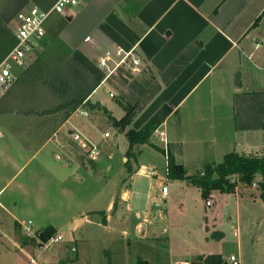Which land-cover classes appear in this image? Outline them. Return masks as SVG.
<instances>
[{
	"label": "crops",
	"instance_id": "obj_1",
	"mask_svg": "<svg viewBox=\"0 0 264 264\" xmlns=\"http://www.w3.org/2000/svg\"><path fill=\"white\" fill-rule=\"evenodd\" d=\"M32 2L40 3L41 0H14L13 4L18 5L19 13L27 7L30 8L28 4ZM57 2L58 0H46V6L44 4L41 7L50 10ZM31 7L41 8L37 5ZM66 13V16H59L67 19L68 26L58 34V43H52L54 37L50 31L54 20L50 18L44 48L29 55L27 65L21 68L23 72L20 76L14 72L15 83L22 81L26 86L25 91L13 94V85L8 91L11 93L8 102L10 105H25L24 102L30 98L32 79H45V86L55 92L54 89H58L57 82L63 83L67 74L81 72L99 73L102 81L85 94L84 97L87 98L82 105L97 100L95 97L102 85L105 86V94H114L115 90L117 91L114 88V78L117 75L104 82L105 74L98 61L107 53L114 56L122 49L133 52L141 59V71L132 73L133 75L147 76L148 73L155 77L152 82L157 83L158 89L143 104V109H138L137 116L126 127L125 132L117 131L109 123L118 133L116 141L108 147L115 150L121 137L127 138L126 133L129 130L138 132L151 119L159 120L156 133L154 132L155 137L151 136L150 143L134 147V150L138 148L141 152L131 158L134 160V167L123 163L129 162L127 156L122 158L124 170L119 180L114 181L109 175L113 169V165L109 164L113 160L112 155L109 159L106 156L100 159L98 156L99 158L93 160L87 150L71 137L73 133H79L83 140H89L96 146L108 142V139L98 136L97 132H90L91 130L86 128L88 126L83 127L84 120L80 128L77 127L80 122L73 121L80 116L79 118H85L89 125L97 129L95 124L99 112L86 108H78V117L67 114L69 117L66 118L64 115L69 120L54 132L53 144L56 147L48 157L56 160L57 170L52 173L48 162L43 164L46 166L43 168L44 174H54L60 183L69 185L77 183L75 175L79 169H87L88 158L96 175L102 170L106 172L103 178L96 177L92 182L87 181L82 185L80 183L79 196L67 194L73 200L77 198L78 201L72 205H77L82 210L78 213H68V210H65V213H55L61 221L69 224L70 241L64 252H58L59 257L52 255V258L47 259L51 261L46 264H88L89 260H95L97 264H120L124 261V254L129 257V250H125L126 242L129 248L133 238L137 242L157 240L147 237L143 222H138L137 219L142 218V213L134 209L133 190L130 188V181L137 176L159 177L157 165L144 164L140 160L144 154L150 152L161 154L165 158L164 145L157 135L165 134L169 157H174L176 163L182 165L189 175L202 173L207 164L222 163L225 156L231 153L248 157L264 156V0H79V5L69 8ZM56 43L62 47L53 49ZM55 50L58 55L56 62L51 66L50 55H53ZM129 89L134 91L130 83ZM98 101L116 120L126 115V111L115 99L101 96ZM27 104L29 108L31 103L26 101ZM63 111H66L65 107H57L47 117L49 120L58 119ZM21 118L20 123H16L17 119H14L15 122L10 119V128L13 134L19 135L27 142L30 139L28 136L34 131L33 116L25 113ZM61 136L67 137L74 147L61 143ZM36 148L9 147V151L23 157L35 153L33 158L43 147L38 150ZM98 148L100 150V147ZM105 152L107 153L108 149ZM67 153L79 155H76V158L68 157ZM7 160L13 161L11 157ZM164 163L165 171L166 159ZM153 171L156 173L154 176ZM70 189L73 187L70 186ZM216 192L221 193L214 191L211 198ZM241 192L243 191L240 187H237L233 195L238 196ZM1 197L0 195V210L11 214L10 217L15 222L13 238L16 248L25 257H34L31 258V264H37L38 252L24 246L16 237V234L21 232L30 243L32 242L26 233L30 222L33 231L38 233L47 227H53L56 229V235L62 236L60 243H64L65 236L60 233V228L65 224L59 226L46 222L42 226L41 221L25 222L13 216L1 201ZM166 197L168 194L164 196L162 193V198L166 200ZM252 197L261 199L256 195ZM157 209H162L160 203ZM51 211L58 210H50L47 214L52 213ZM130 213H134L136 217L134 226L125 224V221L130 220ZM148 215L147 211L145 216ZM154 216L157 217V214ZM34 225H37V230ZM237 228L238 234L241 233L239 225ZM204 231L208 241L212 233V238L217 241L222 242L225 238L223 231L212 229L208 225ZM196 246L199 251L191 252L190 259L185 261L192 262L201 256L220 255L223 262L228 264L223 254L203 250L202 241ZM232 255L237 256L241 264H247L244 262L242 246L239 247L238 255ZM142 261L150 264L147 259Z\"/></svg>",
	"mask_w": 264,
	"mask_h": 264
},
{
	"label": "rangeland",
	"instance_id": "obj_2",
	"mask_svg": "<svg viewBox=\"0 0 264 264\" xmlns=\"http://www.w3.org/2000/svg\"><path fill=\"white\" fill-rule=\"evenodd\" d=\"M13 1L0 0V63L16 45V16L19 9L18 5L13 4ZM44 4L46 6V0H41L40 3H29L28 6L37 5L41 7ZM41 8L45 9L44 7ZM45 10H48V8ZM59 16L61 15L53 14L51 16V20H54L50 31L54 37L52 43L57 41V36L61 30L68 26L67 19ZM57 43L53 46V49L62 47V45ZM57 52L55 50L54 54L50 55L49 64L51 66L56 62ZM123 71L126 72L125 77L128 79V82L134 87L132 97L135 98V101L133 103L135 107L141 108L152 93L158 89L157 83L152 82L155 77H151L152 75L148 73H146L147 76H142V73L139 74L141 76L133 75L131 72L127 73L126 69H121L118 72V77L124 73ZM14 72L20 76L23 69L16 67L14 68ZM44 80L43 78L30 80V98L26 100L28 103H31L29 108L27 107L28 104L26 105V101L24 102L25 105H10L8 102L11 96L10 92L0 97V195L2 196L1 201L13 213V216L25 222L29 220L33 222L41 221L42 226L46 222L60 226L65 223L56 214L65 213V210H68V213H78L82 210L77 205H72L78 201L77 198L73 200L71 197L74 194L75 196H79L81 186L78 185L80 183L82 185L87 181L92 182L96 177L97 179L103 178L106 172L102 170L101 173L97 172L98 174L96 175L92 168V163L89 161L90 158L87 157V169H79L76 172L75 179L77 183L75 185L73 183L71 185L62 184L54 174H44L43 168L46 166H43V164L46 165L45 162H48L47 165H50L52 173L58 168L56 160L50 156L48 157L51 150L56 147L53 144L55 142L53 137L54 132L58 131L66 120H69L66 119L69 117L67 114L78 117L79 109H89V107L100 105L98 97L107 96V98L119 101V97L121 96L117 92L118 90H115L114 98H111V93L105 94L106 89L102 85L95 97L97 100L95 99L90 104L82 105L85 94L101 84V74L96 72L67 74L63 83L61 81L57 82L58 89H54L56 93L53 92L52 88L45 86ZM25 86L26 84L22 81L15 83L12 93L19 94L25 91ZM32 87H34L33 90ZM114 88L116 89V87ZM57 107H65L66 111H63L58 119L49 120L47 116L54 112ZM25 113L33 116L32 125L34 128L32 135L28 136L30 139L27 142L21 139L19 135L13 134L10 128L11 120L15 122L14 119H17L18 122L16 123H20L21 117ZM79 117L76 118L77 120L73 119L75 122H80L77 127L80 128V124L84 120L82 126H88L86 128H89L90 132H97V135H101L104 139L106 133L111 134V137L107 138V143H100L97 146L100 147V159L103 156H106L107 159H109L110 155L113 156V163L109 162L110 165H113L112 172L109 175H111L114 181L119 180L124 170L122 158L127 156L129 150L127 138L125 136L121 137L122 139H120L118 147L115 150H111L108 147L116 141L115 138L118 133L110 127L109 123L111 122L107 120V115L104 116V113L99 111L98 120L95 124L97 129L89 125L85 118ZM155 131L151 132L154 137ZM157 136L160 140L161 136ZM59 141L65 143L67 147H74L73 143L65 136H61ZM9 147H37V150L41 147L43 148L32 158L35 153L23 157L15 154L13 151H9ZM106 149H108L107 153L105 152ZM140 153L138 148L133 151L135 156L137 154L140 155ZM76 155L78 156L79 154L77 153ZM76 155L67 153L68 157H75ZM10 157L13 159L12 162L7 160ZM30 158H32L31 161H29ZM127 159H129V162L123 163L126 166L130 164L133 168L134 160L128 157ZM140 160L141 163H153L159 168V177L140 175L130 181V188L133 190L134 209L142 213V218L137 220H139L138 222H143L147 237L150 239L157 238V240L156 242L151 240H139L137 242L133 238L134 242L130 241L132 245L129 248L126 242L127 248L125 247V250H129V257L124 254V261L120 262V264H140V260L145 259L149 260L150 264H171V257L172 264L184 262L190 259L191 252L194 250L199 251V247L196 246L199 241H202L204 244L203 250L221 253L227 261L231 254L238 255L239 247L242 246L244 262L247 264H264V200L252 197V195L260 196L259 184L262 181L261 176H258L254 182L258 184L257 187H254L253 184L250 186L239 184L238 187L244 193L241 192L238 196L216 192L212 195L213 199L211 196L209 199H206L203 197L201 188L190 181L167 180L164 171L165 158L163 155L150 152L144 154ZM26 163L27 165L25 166ZM193 173L195 174L196 172L193 171ZM163 184L168 188L166 200L162 198ZM70 186L73 189H70ZM159 203L162 207L161 210L157 209L155 205ZM53 209L58 211H51L52 213L47 214L48 211ZM147 211L149 212L148 217L145 216ZM155 214H157V217L154 216ZM10 215L6 211L2 212L0 210V264H31V258L34 257H25L16 248L13 238L15 222L12 221ZM129 217L130 220L125 221L126 226H134L136 224L134 213H130ZM145 219L147 220L145 221ZM206 225L212 229L223 231L225 233L223 241H217L212 238L213 233L209 236L210 242L205 239L204 234H206V231L204 230ZM238 225L241 230L239 234ZM33 227L35 230L38 229L37 225ZM70 232L69 224L63 225L60 228V233H63L65 236L64 243L54 244L46 251L38 248L32 242L30 243L21 232H18L16 237L24 246L31 247L38 252L39 258H35L37 264H46L51 261L47 259L52 258V255L59 257L58 252L66 250L65 247L70 241ZM227 261L226 263H228ZM88 264L97 263L95 260L93 262L89 260ZM223 264H225V261Z\"/></svg>",
	"mask_w": 264,
	"mask_h": 264
},
{
	"label": "trees",
	"instance_id": "obj_3",
	"mask_svg": "<svg viewBox=\"0 0 264 264\" xmlns=\"http://www.w3.org/2000/svg\"><path fill=\"white\" fill-rule=\"evenodd\" d=\"M125 73L126 72L122 73L119 77L117 74V77L114 78V85H116V89L121 96L119 97L120 100L117 102L126 111V115L122 119L116 120L111 115H109V112L106 108L101 107L100 105L89 107V110L92 112L102 111L104 116L109 115L107 120H110L109 122H111V126L120 132H125L126 127L130 125L137 116L139 112L138 109H143V107H135V104L133 103L135 98L132 97L133 94L131 89H129V82L125 77ZM130 85L133 87L132 84ZM86 98L87 97H84L83 101L86 100ZM157 123H159V120L153 118L140 131L137 132L134 130H129L126 133L130 144L127 153L128 158H135L133 151L136 145H145L150 143L149 140L152 136L151 132L156 130ZM258 176L262 177L259 187L261 192L260 197L262 200H264V156L248 157L239 155L237 153H231L226 155L224 161L220 164H207L203 169L202 175H189L182 165L176 163L174 157L170 156L168 159L167 178L170 180L190 181L192 184L201 188L203 197L206 199L210 198L213 191L233 194L235 193L239 184L250 186L254 184ZM233 178H235V180H233ZM16 226L18 227V225ZM56 233V229L53 227H47L42 232H40L39 237L43 242H47L49 239L54 237ZM32 242L35 243V240L33 239ZM192 263L223 264L224 262L222 256L220 255H209L206 257H198L194 259ZM140 264H146V262L140 261Z\"/></svg>",
	"mask_w": 264,
	"mask_h": 264
},
{
	"label": "built area",
	"instance_id": "obj_4",
	"mask_svg": "<svg viewBox=\"0 0 264 264\" xmlns=\"http://www.w3.org/2000/svg\"><path fill=\"white\" fill-rule=\"evenodd\" d=\"M79 5V0H58V2L50 9L45 10L39 7H30L21 10L16 16V45L7 54V56L0 63V96H4L10 88L16 82V75L14 68H23L27 65L29 55L40 51L45 46V40L47 36V24L53 14H59L66 16V12L69 8H74ZM100 69L105 74V79L118 74L121 69H126L131 73H138L141 71V59L137 58L133 52H126L123 49L118 50L115 55L107 53L104 57H101L98 61ZM114 97V94H110ZM86 115L87 113L84 112ZM161 142L164 145L166 165V175L169 159L168 141L165 138V134L161 133ZM72 139L79 142L81 146L87 150L89 157L95 160L100 153L98 146L89 140H83L79 133H73ZM111 134L106 133L105 138H110ZM156 175L153 171L152 176ZM257 187V184H253ZM162 193L164 196L168 194V188L166 185L162 187ZM26 228V233L29 238L35 240V244L38 248L46 251L50 249L54 244H58L62 241V236L55 235L47 242H43L38 232H34L31 227ZM179 264H193L190 261H184ZM228 264H241L239 258L235 255L230 256Z\"/></svg>",
	"mask_w": 264,
	"mask_h": 264
},
{
	"label": "water",
	"instance_id": "obj_5",
	"mask_svg": "<svg viewBox=\"0 0 264 264\" xmlns=\"http://www.w3.org/2000/svg\"><path fill=\"white\" fill-rule=\"evenodd\" d=\"M199 174H201V175H202V174H203V172H202V173H199ZM157 207H158V204H156V208H157Z\"/></svg>",
	"mask_w": 264,
	"mask_h": 264
}]
</instances>
